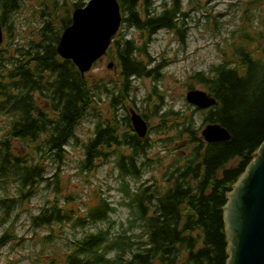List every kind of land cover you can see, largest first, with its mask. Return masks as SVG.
Returning <instances> with one entry per match:
<instances>
[{
    "label": "trees",
    "instance_id": "1",
    "mask_svg": "<svg viewBox=\"0 0 264 264\" xmlns=\"http://www.w3.org/2000/svg\"><path fill=\"white\" fill-rule=\"evenodd\" d=\"M170 1V6L164 3L155 13L152 0H117L122 25L138 31L142 44L123 33L117 35L107 51L116 81L115 75L114 79L81 77L71 61L59 57L56 48L59 35L71 23L68 17L60 20L62 27L56 31L47 22L39 41L14 49L7 57L8 65L0 55V118L5 121L0 136V251L15 239L12 217L47 180L48 162L59 169L76 127L96 110L104 95L108 115L97 121L93 137L83 145L79 174H93L98 162H106L111 155L122 179L139 180L148 168L160 172L151 185L142 182L130 189L127 183L121 184L124 205L138 233L129 237L122 231L112 237L108 230H100L69 241L64 249H55L54 239L62 227L84 229L107 222L114 212L101 195L82 215L55 197L49 207L30 217L34 229L48 231L39 240L37 264H226L229 253L223 207L264 142V28L253 27L249 2L239 31L232 33L238 44H227L219 64L189 77L216 101L203 112L200 127L219 125L230 139L205 143L193 115L167 110L157 116L158 105L153 101L151 114L141 117L158 118L156 136H162L159 142L165 152L149 158L157 141L138 139L129 116L118 119L115 113L133 103L128 99L131 79L158 78L163 65L149 69L150 63L145 62L152 36L161 29L177 35L183 31L178 17L186 14L180 0ZM18 2L0 0L2 29ZM179 143L180 152L172 148ZM52 184L58 193L63 192L57 178ZM66 199L71 200L68 195Z\"/></svg>",
    "mask_w": 264,
    "mask_h": 264
},
{
    "label": "rangeland",
    "instance_id": "2",
    "mask_svg": "<svg viewBox=\"0 0 264 264\" xmlns=\"http://www.w3.org/2000/svg\"><path fill=\"white\" fill-rule=\"evenodd\" d=\"M90 0H19L18 6L10 16L8 24L2 32V42L0 43V55H2L4 65H8L7 57L13 55L17 47H25L27 43L39 41V34L47 22H51L53 31L62 27V18H71V13L75 5L84 6ZM152 8L155 13L162 10V5L166 2L170 6V0H152ZM55 2V7L53 3ZM249 2L250 15L253 27L264 28V0H180L182 13L178 22H182V33L177 35L169 29H161L152 36L151 42L147 46V58L149 69L158 70V78H133L129 82L131 89L126 108H120L115 113L118 119L128 115L129 109H134L137 113L149 116L153 101L158 105L157 116L172 110L180 112L181 115H193L195 128L201 126L203 112L196 111L185 101V95L189 85L193 84L191 90L204 91L200 85L192 83L189 77L198 71L207 72L212 66L222 61L224 52L228 48L227 44L234 42L238 44L237 38H233L232 33H237L240 29L241 19ZM10 26V27H9ZM7 27H9L7 29ZM63 32V30H62ZM61 32V33H62ZM125 38H132L138 45H141L140 33L132 27L123 24L119 29ZM61 35V34H60ZM59 35V37H60ZM114 40H117L115 36ZM10 48H7V44ZM264 45V42H261ZM252 49H255L253 46ZM6 50V51H5ZM108 57L95 63L91 70L85 75L86 78L97 80L101 77L113 78L116 69H107L110 63ZM96 110L89 112L76 127L74 137L66 146L67 155L63 164L56 170L54 163L48 162L45 177L47 180L40 184L37 194L14 214L13 233L15 239L6 244L0 251V264H37V253L41 250L40 239L48 234L45 229H34L30 225V217L37 215L41 208L49 207L55 197L61 202H67L66 207L77 210L79 215L85 213L86 209L95 203V197L101 195L114 207V212L109 220L104 223H95L84 229L75 230L66 225L60 229L54 239L55 249H64L69 241L81 238L88 233H96L100 230H108L110 236H117L125 232L129 237L136 231V225L130 222V210L124 205L126 202L121 192V184L127 183L130 189H135L140 183L147 185L154 183L153 179H158L160 172L147 169L139 180L130 177L120 178L115 164V156L111 155L106 162H98V167L93 174H79V166L83 158V145L94 135L95 125L98 120H103L108 115L106 109L107 100L104 95L100 97ZM159 99V101H158ZM150 131L148 134L149 143L156 142V146L148 153L149 158H153L158 153L164 155V145L159 142L162 136H156L158 118L147 119ZM5 121L0 118V136L4 133ZM200 134V131H199ZM182 143V142H181ZM173 145L172 148L182 151V144ZM56 176V177H55ZM63 188V192L58 193L52 184L55 179ZM159 183V182H158ZM14 191H10L13 195ZM68 195L71 200H65ZM131 223V224H130ZM7 226V225H5ZM4 226L1 228V231ZM134 239V238H133ZM39 264V262H38Z\"/></svg>",
    "mask_w": 264,
    "mask_h": 264
},
{
    "label": "water",
    "instance_id": "3",
    "mask_svg": "<svg viewBox=\"0 0 264 264\" xmlns=\"http://www.w3.org/2000/svg\"><path fill=\"white\" fill-rule=\"evenodd\" d=\"M121 19L117 0H90L86 6L71 13V23L60 35L57 54L61 59L71 61L84 77L106 54ZM113 65L110 62L106 67L111 69ZM185 100L202 110L216 104L214 98L196 89L187 91ZM130 123L138 138L146 136L147 123L134 110L130 111ZM201 137L206 143L230 139L224 128L211 124L201 130ZM223 220L229 253L226 264H264V142L228 193Z\"/></svg>",
    "mask_w": 264,
    "mask_h": 264
},
{
    "label": "flooded vegetation",
    "instance_id": "4",
    "mask_svg": "<svg viewBox=\"0 0 264 264\" xmlns=\"http://www.w3.org/2000/svg\"><path fill=\"white\" fill-rule=\"evenodd\" d=\"M114 151H115V146H114Z\"/></svg>",
    "mask_w": 264,
    "mask_h": 264
}]
</instances>
